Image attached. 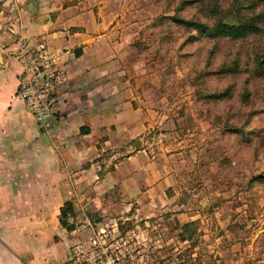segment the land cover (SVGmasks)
Listing matches in <instances>:
<instances>
[{"label": "rangeland", "instance_id": "obj_1", "mask_svg": "<svg viewBox=\"0 0 264 264\" xmlns=\"http://www.w3.org/2000/svg\"><path fill=\"white\" fill-rule=\"evenodd\" d=\"M19 2L0 0V45L12 56ZM101 2L117 25L116 46L103 47L123 102L99 172L116 169L117 182L63 217L69 236L127 217L206 264H264V0ZM185 20L257 28L209 35Z\"/></svg>", "mask_w": 264, "mask_h": 264}, {"label": "crops", "instance_id": "obj_2", "mask_svg": "<svg viewBox=\"0 0 264 264\" xmlns=\"http://www.w3.org/2000/svg\"><path fill=\"white\" fill-rule=\"evenodd\" d=\"M104 4L22 0L17 16L9 18L23 37L46 38L68 80L52 126L44 130L17 95L19 61L8 53L11 46L0 45V264H68L76 229L70 237L60 208L66 201L74 209L99 201L117 182V170L101 174L98 159L114 135L105 137L107 127L119 129L123 102L115 83L120 71L105 63L103 42L115 47L118 39L111 37L117 25L103 16ZM112 55L115 50L108 55L109 66L117 60Z\"/></svg>", "mask_w": 264, "mask_h": 264}, {"label": "built area", "instance_id": "obj_3", "mask_svg": "<svg viewBox=\"0 0 264 264\" xmlns=\"http://www.w3.org/2000/svg\"><path fill=\"white\" fill-rule=\"evenodd\" d=\"M20 63L17 95L44 130L58 112L60 88L67 75L42 35L22 37L13 55ZM122 220L88 225L70 243L68 264H206L186 242L170 241L148 226Z\"/></svg>", "mask_w": 264, "mask_h": 264}, {"label": "trees", "instance_id": "obj_4", "mask_svg": "<svg viewBox=\"0 0 264 264\" xmlns=\"http://www.w3.org/2000/svg\"><path fill=\"white\" fill-rule=\"evenodd\" d=\"M185 22L194 25L195 27L201 29V31L209 35L224 32L236 37L242 35L245 31L257 28V25L253 22V20H244L237 24H226L222 21H218L213 27H209L202 22L192 20H185ZM72 211L73 207L71 201H66L64 205L60 208V222L63 226H66V221L63 217H65L68 213H71ZM130 225L131 224L129 223L127 224V226Z\"/></svg>", "mask_w": 264, "mask_h": 264}, {"label": "water", "instance_id": "obj_5", "mask_svg": "<svg viewBox=\"0 0 264 264\" xmlns=\"http://www.w3.org/2000/svg\"><path fill=\"white\" fill-rule=\"evenodd\" d=\"M3 62V52L0 48V64Z\"/></svg>", "mask_w": 264, "mask_h": 264}]
</instances>
